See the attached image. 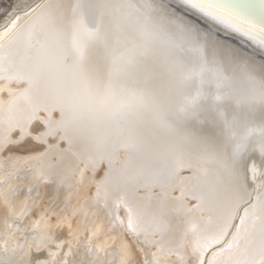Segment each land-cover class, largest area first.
<instances>
[{
	"label": "snow or ice",
	"instance_id": "6c2138e0",
	"mask_svg": "<svg viewBox=\"0 0 264 264\" xmlns=\"http://www.w3.org/2000/svg\"><path fill=\"white\" fill-rule=\"evenodd\" d=\"M171 3L264 55V4ZM104 7L117 32L135 21L139 41L110 45L86 22L84 0H29L0 14V264H264V116L240 124L219 107L264 104V81L231 79L202 45L189 49L201 53L198 69L183 71L179 45L146 12L128 0ZM94 43L105 47L103 73L90 64ZM156 43L172 77L163 93L141 64ZM206 74L221 143L177 126L206 122L202 91L173 99Z\"/></svg>",
	"mask_w": 264,
	"mask_h": 264
},
{
	"label": "bare ground",
	"instance_id": "6f19581e",
	"mask_svg": "<svg viewBox=\"0 0 264 264\" xmlns=\"http://www.w3.org/2000/svg\"><path fill=\"white\" fill-rule=\"evenodd\" d=\"M27 2L29 0H15L12 6H22ZM115 2L117 0H84V18L91 27L99 25L101 31L107 34L110 45L117 48L131 46L134 41L140 39L136 31L135 21L121 23L117 32L116 25L120 23L118 17L104 7L106 4ZM128 2L134 5L140 13L146 12L148 23L159 28L165 39H170L176 45H179V47L173 49V57L179 61L183 71L198 69L201 53H194L189 49L191 46L202 45L203 59L207 60L210 65L217 63L222 66L225 75L231 79L236 80L242 74L248 73L257 81H264V55L253 52L252 48L240 37L224 31L223 28L217 30V27L206 19L176 8L171 0H128ZM222 2L228 5H255L257 9L264 4V0H222ZM59 3L67 5L70 0H59ZM179 14L184 15L186 19ZM141 18L143 19V16ZM211 32L215 36L209 34ZM215 37L227 45L222 46ZM153 47L157 50V54L141 58V64L145 69L152 72L153 78L149 81V86L163 93L167 91L172 77L162 66L161 45L156 43ZM90 52L91 66L100 73L105 72L107 58L104 45L94 43L91 45ZM197 91H202L204 94L197 110L206 122L203 125H198L194 120H185L178 123L177 126L182 132H194L198 136L221 143L222 122L209 121L208 119L214 115L209 111V108L217 88L214 81L207 74L203 83L195 78L183 81L180 87L174 91L173 99H180L185 95L191 96ZM219 107L223 109L226 119H232L236 115L240 124L259 126L262 122L261 118L264 116V104L252 103L237 108L233 100L225 99ZM168 118L173 123H177L172 115H169ZM255 143L256 137H253L249 142L248 154L255 151ZM17 183H23V181H17ZM23 194L21 191L20 195ZM51 194L49 191L45 198L47 199ZM0 229H2V224H0Z\"/></svg>",
	"mask_w": 264,
	"mask_h": 264
},
{
	"label": "rangeland",
	"instance_id": "374dc122",
	"mask_svg": "<svg viewBox=\"0 0 264 264\" xmlns=\"http://www.w3.org/2000/svg\"><path fill=\"white\" fill-rule=\"evenodd\" d=\"M15 0H0V14L5 10L10 9ZM21 154H24L22 151Z\"/></svg>",
	"mask_w": 264,
	"mask_h": 264
}]
</instances>
